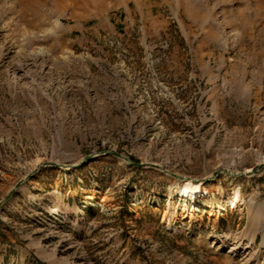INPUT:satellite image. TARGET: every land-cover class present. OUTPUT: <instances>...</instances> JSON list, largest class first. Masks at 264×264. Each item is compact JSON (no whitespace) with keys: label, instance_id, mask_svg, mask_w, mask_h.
<instances>
[{"label":"rangeland","instance_id":"374dc122","mask_svg":"<svg viewBox=\"0 0 264 264\" xmlns=\"http://www.w3.org/2000/svg\"><path fill=\"white\" fill-rule=\"evenodd\" d=\"M0 264H264V0H0Z\"/></svg>","mask_w":264,"mask_h":264},{"label":"bare ground","instance_id":"6f19581e","mask_svg":"<svg viewBox=\"0 0 264 264\" xmlns=\"http://www.w3.org/2000/svg\"><path fill=\"white\" fill-rule=\"evenodd\" d=\"M171 192H175L178 194L179 198H183L184 200H188V198H192V200H194V194H199L200 196H212L214 193H216L217 196H221L223 194V191L222 190H218V191H211V190H207L205 188H203V186H201L200 184L198 183H194L190 180H186V181H183L181 183H178V184H174L172 187H171ZM239 196H240V193L239 191H235V193L232 195V197L230 198L229 200V204L233 207L236 205V203L239 201ZM174 208L172 209V214L175 215L176 212H178L177 210V205L174 204L173 206ZM210 208H212V206H210ZM218 210L220 211H226V208L225 207H221V208H218ZM50 211H56L55 210V207H53L52 210ZM190 217L191 218H195L197 215L196 213H193L191 212L190 214ZM173 222V217H170L169 219V223H172ZM218 239L220 241H225L227 240V237L226 236H219Z\"/></svg>","mask_w":264,"mask_h":264}]
</instances>
